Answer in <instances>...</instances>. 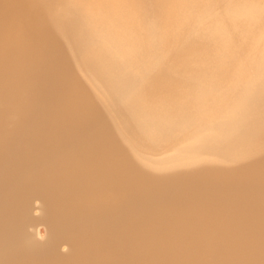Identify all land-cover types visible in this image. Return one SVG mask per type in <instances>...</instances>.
I'll list each match as a JSON object with an SVG mask.
<instances>
[{"label":"bare ground","instance_id":"1","mask_svg":"<svg viewBox=\"0 0 264 264\" xmlns=\"http://www.w3.org/2000/svg\"><path fill=\"white\" fill-rule=\"evenodd\" d=\"M0 264H264V0H0Z\"/></svg>","mask_w":264,"mask_h":264},{"label":"rangeland","instance_id":"2","mask_svg":"<svg viewBox=\"0 0 264 264\" xmlns=\"http://www.w3.org/2000/svg\"><path fill=\"white\" fill-rule=\"evenodd\" d=\"M242 8V9H241ZM217 9H218V12H215V11H217ZM231 9V11H238V10H240L241 9V11H244V9H243V7H238V8H236V6H234V7H231L230 8ZM210 10V11H209ZM209 10L204 14V16H203V18H202V20H205L204 22H206V23H208V25L210 24L209 22L211 21V24H213V25H220V27H217L215 30H218L217 32L216 31H214V32H212L211 33V35L212 34H214V33H216L217 35H218V33H220L219 31H221V29H223L221 26V23H223L224 22V24H226L227 23V21L225 22L224 20H223V18L221 17V15H218L217 13H219V8H214V7H212V8H209ZM214 10V11H213ZM256 11H260V10H256ZM208 12H209V14H208ZM213 13H215V14H213ZM208 15L209 16H211V15H213V17H215V18H213V17H208ZM215 15V16H214ZM217 15H218V18H216L217 17ZM210 18V19H208V18ZM207 18V19H206ZM211 19H217L216 21L218 22H216L215 20L213 21V20H211ZM219 19V20H218ZM221 19H222V21H221ZM220 21V22H219ZM215 22V23H214ZM217 23V24H216ZM213 29V30H214ZM220 29V30H219ZM153 30H154V28H153ZM216 34H214V36H216ZM212 38H215V37H212ZM211 37H210V39H212ZM160 63V62H159ZM158 63V64H159ZM157 64V66L159 67L160 65H158ZM155 67V66H154ZM157 67V68H158ZM156 67L154 68V69H157ZM153 72H150L149 71V73H151V74H153V73H155L156 71L155 70H152ZM82 74H84V75H86V77H88V81H87V79H86V77L84 78V76H82V74L80 75V73H79V77L84 81H82L83 83H85L84 85L85 86H87L88 87V89L90 90V93L94 96V98L98 101V102H100L101 104H102V106H103V108H104V110L106 111V113H107V115H108V117H109V119H110V121L112 122V124H113V126H114V128H115V130H116V132L121 136V138L123 139V140H125V144L126 145H129V146H132L134 149H136L138 152H141V153H153V154H156V153H161V152H166L165 150H170V149H172V148H174V146L176 147V146H178L179 144L180 145H182V144H184V143H182L181 141L184 139V138H187V137H191V136H194V135H196V131H199L200 132V130L202 129V126H204V124H205V122H204V120L205 121H209V122H206V124H210V122L212 123L214 120H215V118H213V117H211V118H200L198 121H195V122H192L191 124H190V126H189V124H187L186 126H182V127H178L177 129L175 128L174 130H172L171 132H168V133H163V135H162V132L161 133H159V135H161V136H159V135H157V134H154L153 136H154V138L152 137V135L149 137L148 135L146 136V135H144L143 133H140V131L139 130H136V129H133V128H135L136 127V125L137 124H135V122L134 121H132V120H130V118L128 119V117H127V114L126 113H128V112H130V110H129V108H131V104H129L128 102H127V94H125V95H121L122 97H120V95L118 96L117 94V97L115 98V96L113 95H111L110 97H108L107 95H105V94H107V93H105V91L104 90H102V89H100V88H98L97 87V85H96V83H95V81L92 79V77L90 76V75H88L89 73H88V71H86V70H84V72H81ZM93 87H95V88H93ZM124 96V97H123ZM114 97V98H113ZM119 97H120V99H119ZM107 98V99H106ZM121 101V103L123 104L124 102V104H123V106H122V104L121 103H119L120 101L118 100V99ZM127 98V99H126ZM115 99V101H113ZM117 99V100H116ZM109 101H111V102H109ZM117 101H119V102H117ZM107 102H108V104H107ZM112 102H115V103H112ZM110 103H111V105H110ZM116 103H118V104H116ZM116 104V105H115ZM119 104H121V105H119ZM109 105V106H108ZM117 105H119V106H117ZM127 107V106H129V108H125V106ZM116 107V108H112V107ZM121 107V108H120ZM113 109L114 110V112H113V110L111 111V109ZM119 110V111H117V110ZM127 109V110H126ZM126 110V111H125ZM115 113V114H114ZM124 114V115H123ZM115 115H117V118H116V116ZM119 115V116H118ZM126 115V116H125ZM121 116H123V117H121ZM124 117H126V122L124 121ZM210 117V116H209ZM124 118V119H123ZM123 119V120H122ZM202 119V120H201ZM122 120V121H121ZM128 120H129V122H128ZM201 120V121H200ZM212 120V121H211ZM122 122V123H121ZM124 122V123H123ZM203 123L204 122V124H201V126H200V123ZM131 123H133L134 125H135V127L133 126V124L131 125ZM137 123V122H136ZM194 123H195V125L197 124H199L198 126L196 125V127H197V130H196V127H195V125H194ZM126 124V125H125ZM127 124H130V125H127ZM205 124V125H206ZM193 125H194V127H193ZM132 127V128H131ZM183 127H185V128H183ZM127 128L129 129V130H127ZM138 128H139V126H138ZM179 128H180V130H179ZM183 128V129H182ZM201 128V129H200ZM131 129H132V131L134 130L135 131V133H133L132 131H131ZM186 129V130H185ZM178 130V131H177ZM128 131H130V133L132 132V134H130ZM180 131H182V132H180ZM138 133V135H136L137 133ZM183 132H184V134H183ZM199 132H197V133H199ZM172 133H174V135H177V136H170V134L172 135ZM133 134H135L136 136H139V139H138V137H136V136H134ZM143 135V136H140V135ZM183 134V135H182ZM187 134V135H186ZM186 135V136H185ZM190 135V136H189ZM156 136V137H155ZM141 137V138H140ZM144 137V138H143ZM148 137V138H147ZM158 137H160V138H158ZM164 137H165V139H164ZM167 137V138H166ZM179 137H182V138H179ZM184 137V138H183ZM143 138V139H142ZM147 138V139H146ZM169 138V139H168ZM142 139V140H141ZM149 139H151L150 141H149ZM155 139H157V140H155ZM158 139H160V140H158ZM164 139V140H163ZM166 139H168L167 141H166ZM143 141V142H142ZM155 141V142H154ZM157 141H159L158 142V145H157ZM153 142V143H152ZM145 143H147V144H145ZM169 143V144H168ZM228 152V151H227ZM222 154H225L226 152H221ZM196 157V156H195ZM207 158L204 160V159H202V160H199L200 162H201V164L202 163H204V162H207V163H211V161L213 160L214 162H212V164L213 165H219L220 163V161H222L220 158H218V157H213V156H206ZM198 158V157H197ZM196 158V159H197ZM212 159V160H211ZM35 201L36 199H32L31 200V208H30V215H32L31 214V210H32V201ZM37 201V207L39 208V201L38 200H36ZM40 210V209H39ZM37 224H39V223H36L35 225H37ZM41 224V223H40ZM34 225V226H35ZM43 225V224H42ZM34 226H32V229H33V227ZM44 226V225H43Z\"/></svg>","mask_w":264,"mask_h":264},{"label":"water","instance_id":"3","mask_svg":"<svg viewBox=\"0 0 264 264\" xmlns=\"http://www.w3.org/2000/svg\"><path fill=\"white\" fill-rule=\"evenodd\" d=\"M177 176L178 175L169 174V175H165L164 178L166 180V179L175 178ZM31 214L36 220H40L42 218L43 214H41L39 208L37 207V201L36 200L32 201ZM33 229H34L33 238L35 239V241H38L39 243H44L48 239V235L46 234L45 227L43 225L37 224L33 227ZM59 250L61 251L62 254L66 253L67 252V246L62 243L59 246Z\"/></svg>","mask_w":264,"mask_h":264}]
</instances>
